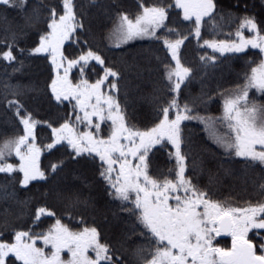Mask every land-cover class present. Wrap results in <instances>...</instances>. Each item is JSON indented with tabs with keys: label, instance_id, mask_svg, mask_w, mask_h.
I'll use <instances>...</instances> for the list:
<instances>
[{
	"label": "snow or ice",
	"instance_id": "6c2138e0",
	"mask_svg": "<svg viewBox=\"0 0 264 264\" xmlns=\"http://www.w3.org/2000/svg\"><path fill=\"white\" fill-rule=\"evenodd\" d=\"M225 21L235 29L216 38ZM193 39L204 54L185 66ZM248 48L259 62L222 87ZM197 73L200 93L181 104ZM253 89L264 97V0H141L134 15L120 0H0V264H264V103ZM217 103L222 115L201 114ZM191 121L219 124L215 147L201 137L193 153ZM223 188L242 203L215 199Z\"/></svg>",
	"mask_w": 264,
	"mask_h": 264
},
{
	"label": "trees",
	"instance_id": "16d2710c",
	"mask_svg": "<svg viewBox=\"0 0 264 264\" xmlns=\"http://www.w3.org/2000/svg\"><path fill=\"white\" fill-rule=\"evenodd\" d=\"M79 3L81 4H86L87 0H78ZM141 2V0H120V3L124 6H128L130 7L131 5H134L135 7H137L139 5V3ZM144 2L146 4H151V3H155L156 0H144ZM132 3V4H130ZM224 3H228V0H224ZM174 11H179V10H174ZM172 19H175V16L172 17ZM217 19H219L217 17ZM238 23V22H237ZM224 27L222 28V30L218 31L217 33H215V37L216 38H219V39H225L226 38V34L229 32V31H233L236 27L235 24H232L231 25V28H229L227 26V21L224 22ZM112 27V24H111V21L108 22V28L104 29V33L103 35L106 36V32L108 31V29H110ZM245 33H247V31L245 30ZM225 34V35H223ZM204 38L207 39V38H212L210 37L208 31L206 30L205 33H204ZM147 41H141L140 43H135V44H131V48L128 49V50H134L135 49H138L141 45L143 44H146ZM184 48V47H183ZM188 49V54L186 57V59L184 60L186 64L184 65H187L188 62L187 60H189L191 62V66H192V62L194 63L193 66H195V63L198 61V57L202 54H204L203 50H200L198 48V46L196 45V42L195 40L193 39L192 42L190 44H187V46H185V50L187 51ZM208 53L211 54V50H206ZM248 55L247 56H244V55H241V54H237V56H239V59L236 58V56H233L231 61H229V63L231 64V67H235V68H238L242 70L240 72H237L236 69H231V71L229 72L227 69H225V74H226V78L224 81H222V87L224 88H232L233 86L232 85H229V83H234L235 82V76L236 74L238 73L241 78L243 77V73H244V69L243 67L247 64H249V62L251 61H255V62H259V57L256 55L258 53V50H253V49H247L246 50ZM113 51H107L105 52L106 53H111L112 54ZM166 54L164 53H161V57L163 58ZM217 56H219V54L217 53L216 54ZM116 56V55H115ZM119 56V55H118ZM108 58L110 59L111 56L109 55ZM120 58V56L118 57V59ZM114 59V58H113ZM116 62L120 63V59L119 60H116L114 59ZM170 61V57H167V60L166 62H169ZM43 63H46V61L44 60H37L35 61V64H43ZM188 66H190L188 64ZM254 66V65H252ZM28 69H26L27 71ZM33 70H36L35 67L32 68V71ZM9 72L11 71V69L8 70ZM199 75V74H198ZM198 79L195 81V79H193V81H191V83H189L187 85V87H185L183 93L185 94V96H181V98L184 99V97L186 96H189V95H196L198 94L201 89H202V83H201V78L199 76H197ZM240 82L242 83V79L240 80ZM214 87V84L212 85ZM152 87V86H151ZM151 87H149L151 89ZM149 89V90H150ZM148 89H146V91H149ZM205 91L207 89H204ZM254 94V95H253ZM255 99L257 102L259 103H264V97L261 96L260 93H257L256 91L254 90H251L250 92V99ZM181 102V101H180ZM66 103L65 102V105H59L57 110H55L57 112L58 115H61L63 116L64 115V112H65V106H66ZM217 110V112L215 113V111ZM220 105L217 103V104H212L209 106V109L207 112H204V113H201L202 115H210V116H220ZM149 113V112H148ZM141 116L143 117L144 119H148L146 113H140V112H137V116ZM147 115V116H146ZM47 117V108H43V109H37V113H36V116L35 118L37 120H40L41 118H46ZM146 121V120H145ZM187 127L188 128H191L192 130H195V132H197V136L200 138V137H204V143H206L209 147H215L212 143H211V139H209L208 136H206L205 134V131H204V126L200 125L198 122H188L187 123ZM215 129L216 130H220L219 128V124H217L215 126ZM50 130H47L44 126L42 125H38L37 126V133H46L48 134ZM12 133L9 132L8 135H11ZM7 136H2L0 135V142H2L4 139H6ZM48 140H40V137H38V144H44V143H47ZM195 150L197 152L200 151L201 147H202V144H201V139H197L195 141ZM160 157V160H162V156L161 155H158ZM53 160V157L49 156L46 152H44L43 154H41V162H42V165H49L50 162ZM24 193L23 192H20L19 193V196L20 198H23L24 197ZM215 199H218V200H221V201H226L228 203H242V201L238 198L237 194L235 192H230L227 188H223L222 190H219L216 195L214 196ZM53 221L52 220H45L44 224L42 225V228H47L48 225L50 223H52ZM65 222L66 223H70V227L73 231H76L78 230L75 222H69L67 220V214H65ZM40 229V228H39ZM41 230V229H40Z\"/></svg>",
	"mask_w": 264,
	"mask_h": 264
},
{
	"label": "rangeland",
	"instance_id": "374dc122",
	"mask_svg": "<svg viewBox=\"0 0 264 264\" xmlns=\"http://www.w3.org/2000/svg\"><path fill=\"white\" fill-rule=\"evenodd\" d=\"M130 4H132V3H130ZM123 6V5H122ZM123 8L126 10V11H128L129 13H131V14H135L136 12H137V10H138V6L137 7H135L134 5H131L130 7H128V6H126V5H124L123 6ZM247 31V30H246ZM108 32V31H107ZM107 32H106V35H107ZM103 33H104V31H103ZM245 34H247V33H245ZM223 35H225V34H223ZM141 41H132V42H130V45L131 44H135V43H140ZM66 44H67V42H66ZM248 49H251V48H248ZM134 50H135V48H134ZM208 50H211V49H208ZM247 50V49H246ZM254 50V49H253ZM255 50H258V49H255ZM187 54H188V49H187V51L185 50V47L182 49V54H181V61H182V63L183 64H186L185 63V59H186V57H188L187 56ZM107 57L110 55L111 56V58L109 59L110 61H112L113 62V64H116V65H119V63L118 62H116L114 59H116V60H119L118 59V57L120 56V53H119V51L118 50H113V52H112V54L111 53H106L105 54ZM116 55V56H115ZM119 55V56H118ZM114 58V59H113ZM170 60H171V58H170ZM120 61V60H119ZM166 62V61H165ZM187 62H188V64L191 66V62L189 61V60H187ZM167 63V62H166ZM188 64L187 65H185V66H188ZM196 64V63H195ZM194 65V63L192 62V66ZM172 66L173 67H175V64H174V62H172ZM98 67V66H97ZM193 67H195V66H193ZM231 69H236V71L237 72H240L241 70H242V68L241 69H239L238 70V68H235V67H231ZM243 69H245V66L243 67ZM249 70H250V68H249ZM36 70H33V72H35ZM78 73H79V70L78 69H74L73 70V72L72 73H70V78H73V80L78 76ZM89 73H90V75H91V80H95L97 77H96V75L92 72V70H89ZM199 73H197L196 74V76L193 78V79H195V81L198 79V77L197 76H199L200 77V74L198 75ZM193 81V80H192ZM229 85H232V86H234V83H229ZM149 87H151V85H146L145 86V88H144V90L146 91V89H150ZM184 89H185V87L183 88V91H184ZM254 90V89H253ZM255 91V90H254ZM200 93V92H199ZM258 93V92H257ZM182 97L183 96H185V94L184 93H182V95H181ZM180 101H181V104H183V102H184V99L183 98H180ZM221 110V109H220ZM137 112H140V113H146L147 115H149V116H147L148 117V119H150L151 118V113H148V111H146V110H144V111H140V110H138ZM217 112V110L215 111V113ZM201 113H204V110H201ZM220 115H222V112L220 111ZM137 120L138 121H140L141 123H143V122H145V120H147V119H144L143 117H141V116H137ZM131 122H133V123H135L136 121H131ZM193 122H195V121H193ZM184 123H188V122H184ZM150 126V125H149ZM203 126V125H202ZM219 128H220V126H219ZM107 130V129H106ZM217 131V132H220V133H222V131H223V129H221L220 128V130H216V129H213L211 126L209 127V129L207 130V131H205V129H204V131H205V134H206V136H208L209 137V139H211V134H212V132L213 131ZM184 132H185V135L186 136H188V137H190L191 138V140H192V148H191V150L193 151V153L194 154H196V153H198L196 150H195V141L197 140V139H201V137L199 138L198 136H197V132H195V130H192L191 128H188V127H185V129H184ZM48 135H50V131H49V133L48 134H46V133H37V142H38V137H40V140H47V136ZM2 136H4V135H2ZM43 154V153H42ZM158 155H160V153H157V156ZM8 162H16V163H18V161L17 160H15V157L13 156V157H11V158H9V160H8ZM173 164H174V161H173ZM160 167L163 169V170H165V171H167L169 168H171L172 167V164H168L167 163V154L165 153L163 156H162V160H160ZM36 231H40V229L39 228H37V229H35ZM103 242V241H102ZM225 242H227V243H229L230 244V238H228V237H226V238H224L223 240H221V244H224ZM38 246H42V245H38ZM61 255H62V258L63 259H67L68 258V255H67V252L66 251H63L62 253H61ZM94 255V254H93Z\"/></svg>",
	"mask_w": 264,
	"mask_h": 264
}]
</instances>
